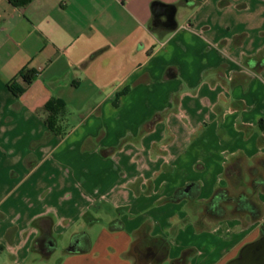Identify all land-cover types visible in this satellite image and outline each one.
Masks as SVG:
<instances>
[{"label": "crops", "instance_id": "obj_1", "mask_svg": "<svg viewBox=\"0 0 264 264\" xmlns=\"http://www.w3.org/2000/svg\"><path fill=\"white\" fill-rule=\"evenodd\" d=\"M261 160L264 0H0V264H143L142 228L167 239L168 263L192 249L186 264H227L261 236ZM194 183L197 197L168 199ZM219 188L259 217L208 215Z\"/></svg>", "mask_w": 264, "mask_h": 264}, {"label": "trees", "instance_id": "obj_2", "mask_svg": "<svg viewBox=\"0 0 264 264\" xmlns=\"http://www.w3.org/2000/svg\"><path fill=\"white\" fill-rule=\"evenodd\" d=\"M8 1L14 6H25L32 0ZM17 75L22 78L24 85L30 84L34 79V72H32V70H28L27 68L20 70ZM7 85L15 95H20L25 90L24 86H20L14 82H9ZM45 109L48 112L45 122L50 133L56 135L58 134V130L56 128L57 119L58 116L63 112L64 105L59 100H52L45 105ZM260 164L264 166V160H261ZM255 172L256 170L252 168L251 174L255 175ZM226 175L228 177L240 176L239 166H237V164L228 166L226 168ZM252 185L254 187L262 185L264 188V180L254 178L252 180ZM191 187L192 188H190L186 196H184L183 193L184 188H180L177 189L168 199L170 201H178L183 197H188L191 199L197 197L199 190L198 185L194 183L191 184ZM225 203H233L235 211L248 212L253 218H257L260 215V209L258 206L245 193H241L238 196H231L226 189L222 188L217 189L206 203V213L215 217L223 216L225 214ZM110 227L113 230H117L121 229L123 224L120 220H115L110 224ZM82 235L86 237L84 233ZM261 235H264V223L261 225ZM47 237V232L43 233L34 241L33 248L35 250L43 251L44 242ZM88 248L89 244L85 246L84 251ZM132 251L143 264H162L168 258L169 244L166 238L161 236H152L145 228H142L133 243ZM191 254L192 249H186L177 258L171 260L170 264H186Z\"/></svg>", "mask_w": 264, "mask_h": 264}, {"label": "flooded vegetation", "instance_id": "obj_3", "mask_svg": "<svg viewBox=\"0 0 264 264\" xmlns=\"http://www.w3.org/2000/svg\"><path fill=\"white\" fill-rule=\"evenodd\" d=\"M240 257V254L239 256ZM245 261L251 260L260 261L259 264H264V235H261L257 240L249 243V247L246 251Z\"/></svg>", "mask_w": 264, "mask_h": 264}, {"label": "water", "instance_id": "obj_4", "mask_svg": "<svg viewBox=\"0 0 264 264\" xmlns=\"http://www.w3.org/2000/svg\"><path fill=\"white\" fill-rule=\"evenodd\" d=\"M156 13L159 15H166L168 16L170 13V10L167 6L164 5H160L156 7ZM249 247V244L245 245L242 250L240 251V257H237L233 260H231L230 262H228L227 264H259L260 261L257 260H251L250 262H248L247 260L245 261V255H246V251ZM70 250H73V248H70Z\"/></svg>", "mask_w": 264, "mask_h": 264}, {"label": "rangeland", "instance_id": "obj_5", "mask_svg": "<svg viewBox=\"0 0 264 264\" xmlns=\"http://www.w3.org/2000/svg\"><path fill=\"white\" fill-rule=\"evenodd\" d=\"M247 183V176H244L243 177V180L241 181V183H240V185H238V186H241V188H243V189H245L244 191H249L250 190V188H249V186L246 184ZM232 192H236V186H233V190H232ZM192 200V199H191ZM192 202V201H191ZM193 203H200V202H198V201H195V200H193ZM162 264H170V263H168V262H163Z\"/></svg>", "mask_w": 264, "mask_h": 264}]
</instances>
